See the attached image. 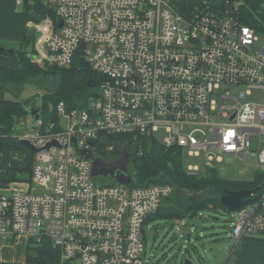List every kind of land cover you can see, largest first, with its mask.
Segmentation results:
<instances>
[{
    "label": "built area",
    "instance_id": "1",
    "mask_svg": "<svg viewBox=\"0 0 264 264\" xmlns=\"http://www.w3.org/2000/svg\"><path fill=\"white\" fill-rule=\"evenodd\" d=\"M50 7L57 31L44 37L37 60L67 68L80 57L100 81L85 108L59 103L56 122L43 126L30 116L28 132L16 135L35 152L28 173L26 162L16 180L0 186L7 193L0 195V253L20 239L46 240L58 264H145V221L173 188L97 184L79 153L110 155L117 138L155 139L164 130L165 148L244 163L251 154L264 174V99L246 101L253 92L264 96V39L254 47L264 34L246 25L241 0H52ZM259 10L264 14V0ZM221 87L243 90L216 94ZM216 96L225 122L212 118ZM260 188L234 212L236 242L264 237V181Z\"/></svg>",
    "mask_w": 264,
    "mask_h": 264
},
{
    "label": "trees",
    "instance_id": "2",
    "mask_svg": "<svg viewBox=\"0 0 264 264\" xmlns=\"http://www.w3.org/2000/svg\"><path fill=\"white\" fill-rule=\"evenodd\" d=\"M27 11L34 15L38 23L46 17L51 18L55 25L58 21L55 17L50 3L43 0H21ZM243 2L242 15L246 25L264 34V14L259 10L261 0H241ZM258 30V29H257ZM28 36L23 45L14 55L19 61V67L12 71H0V94L10 93L15 97L13 100L0 98V186L17 179V170L9 166V159L13 153L25 149L16 138L19 120L25 118L28 113L22 107L26 100L20 98L26 86L37 84L42 77H50L54 81L52 90L40 98V106L34 108L39 110L43 126L49 122H56L55 107L63 103L68 110L83 109L88 102L96 96V91L87 86L89 80L100 81V76L93 72L86 62L76 57L67 68H44L41 69L32 62L33 50L28 53L27 48L32 47V37ZM32 101L33 99H29ZM34 107V106H33ZM115 145L113 156L115 159L121 157L124 147L129 149V161L127 171L131 177L132 187H147L150 185H170L173 193L165 199L156 213L150 215L145 226L152 218H161L167 221L178 220L188 222L189 219L200 215L201 211L209 210L217 212L227 211L220 203V198L225 190L237 192L239 190L260 191L263 183L259 180L254 183H230L220 180L214 169L207 168L204 175L188 174L182 163V151L176 148H165L154 138L147 137H125L111 141ZM12 154V155H11ZM28 164L25 173L30 171V158L27 155ZM105 159V155H101ZM259 177V176H257ZM261 177V176H260ZM156 215V216H155ZM200 217V216H199ZM155 229L157 226H153ZM143 229V237L145 239ZM258 238H246L244 240L254 241ZM30 245V243H28ZM33 255L26 257L27 264H58V252L52 244L46 240L32 245Z\"/></svg>",
    "mask_w": 264,
    "mask_h": 264
},
{
    "label": "rangeland",
    "instance_id": "3",
    "mask_svg": "<svg viewBox=\"0 0 264 264\" xmlns=\"http://www.w3.org/2000/svg\"><path fill=\"white\" fill-rule=\"evenodd\" d=\"M52 0H43V2ZM258 41L255 43V48H260L264 36L257 33ZM30 49V48H29ZM31 50H28L30 53ZM32 62L39 68L44 69L40 61L37 60L36 54H32ZM11 64L9 67H13ZM54 81L50 77H41L37 84L26 86L20 98L23 100L33 99L34 108L40 106V97L52 90ZM97 92L96 88H92ZM229 91L232 97H237L242 88L221 87L216 94L224 91ZM1 93V92H0ZM2 98L6 100L15 99L10 93H3ZM1 98V96H0ZM217 101V110L213 115L215 122H225L221 118V110H219V99ZM264 96L261 92H253L247 96L246 101H262ZM26 122L19 124L17 132L14 135L22 132H28L27 126L30 122V115L25 117ZM63 126V125H62ZM167 134L164 130H159L155 135L157 142L162 144ZM25 148V147H24ZM257 150V141L253 139L251 142V151ZM129 154V149L127 147ZM31 155L28 149L18 150L13 153L9 159V166L17 170L25 167L26 162L24 156ZM113 154V153H112ZM110 155H105V161L113 164L118 159ZM12 155V154H11ZM212 157V167L216 171L218 178L224 182L230 183H262V175H264L258 168V162L255 156L247 154L245 163L237 157L223 156L218 160L214 154L201 153L197 156L190 155L187 151H182V163L184 169L189 174H197L202 176L207 171L206 159ZM2 163L0 157V165ZM193 168L197 170L194 171ZM128 170V169H127ZM259 176V177H257ZM261 176V177H260ZM23 181L32 188L35 187L30 183L27 175L23 177ZM97 184H102L103 179L97 178ZM264 181V180H263ZM262 181V182H263ZM114 184L112 181H108ZM261 183V184H260ZM26 184L24 187H26ZM6 192L0 191V195H6ZM156 216V215H155ZM200 216V217H199ZM236 218L234 212L224 210L201 211L200 215L191 218L188 222L170 220L167 221L161 218H152L144 228L145 239L143 244L145 247V255L143 261L145 264H184L185 261L190 264H227L228 259L236 245V241L231 237V227ZM153 226H157L155 229ZM188 240V245L184 241ZM33 246L26 243V240L20 239L14 244H4L3 251L0 253V264H27L26 257L33 255Z\"/></svg>",
    "mask_w": 264,
    "mask_h": 264
},
{
    "label": "crops",
    "instance_id": "4",
    "mask_svg": "<svg viewBox=\"0 0 264 264\" xmlns=\"http://www.w3.org/2000/svg\"><path fill=\"white\" fill-rule=\"evenodd\" d=\"M56 31L57 26L51 18L36 23L33 13L17 0H0V46L19 51L25 38L33 35L32 47L27 51L43 53L44 37ZM11 64L13 67H9ZM18 67L19 61L15 57L0 52V71H12ZM227 264H264V237L236 242Z\"/></svg>",
    "mask_w": 264,
    "mask_h": 264
},
{
    "label": "water",
    "instance_id": "5",
    "mask_svg": "<svg viewBox=\"0 0 264 264\" xmlns=\"http://www.w3.org/2000/svg\"><path fill=\"white\" fill-rule=\"evenodd\" d=\"M0 52L10 55L16 53L15 50L7 49L3 46H0ZM87 86L89 88H95L97 82L95 80H89ZM22 107L26 110L28 115L31 116L34 122L37 123L40 120V112L33 108L32 101H24ZM20 144L26 149L35 152L27 141L21 140ZM48 148L49 146L46 147V149ZM79 156L85 160L91 161V175L94 179L102 178L104 180L114 181L120 185L131 184V177L127 171V165L130 158V155L127 152V147H124L121 157L113 164L105 162L101 157L96 156L91 152H80ZM254 191L255 190H239L237 192H232L225 190L223 196L220 198V203L228 212H235L247 203V197ZM184 264H190V262L185 261Z\"/></svg>",
    "mask_w": 264,
    "mask_h": 264
}]
</instances>
